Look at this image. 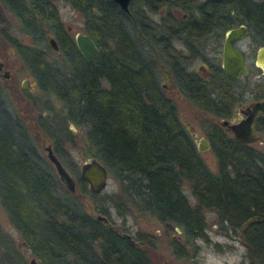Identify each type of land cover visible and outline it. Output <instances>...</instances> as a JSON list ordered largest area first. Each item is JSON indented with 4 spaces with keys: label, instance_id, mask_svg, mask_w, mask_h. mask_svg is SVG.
<instances>
[{
    "label": "trees",
    "instance_id": "16d2710c",
    "mask_svg": "<svg viewBox=\"0 0 264 264\" xmlns=\"http://www.w3.org/2000/svg\"><path fill=\"white\" fill-rule=\"evenodd\" d=\"M64 1L79 13L83 31L98 46L95 56L79 53L51 0H0V13L3 6L8 8L29 42L15 35L5 38L2 30L1 38L27 56L37 88L61 100L62 124L85 128L84 154L101 161L118 184L114 198L129 200L165 229L177 226L180 238H169L173 256L166 257L150 242L126 238L108 219L105 223L86 212L82 198L97 193L88 190L78 173L70 192L52 166L44 168L30 143L31 120L18 108L21 101L30 106L32 98L5 81L0 82V204L24 244L43 264H173L195 253V239L205 236L207 210L236 234L249 264H264V151L226 137L219 125L211 151L215 169H209L196 151L173 101L157 87L144 54L147 35L161 36L148 25L147 14L165 0H130L132 17L111 0ZM202 3L209 4L211 13L217 9L213 19L220 30L244 22L250 38L264 45V0ZM163 19L177 18L166 8ZM137 25L146 39L139 48ZM47 30L56 41L60 64L46 58L43 46H38L45 43ZM236 80L220 73L210 91L201 88L188 95L211 114L227 116L241 100ZM44 107L29 108L34 114ZM254 126L264 129V113L255 116ZM39 129L64 164L59 133Z\"/></svg>",
    "mask_w": 264,
    "mask_h": 264
},
{
    "label": "rangeland",
    "instance_id": "374dc122",
    "mask_svg": "<svg viewBox=\"0 0 264 264\" xmlns=\"http://www.w3.org/2000/svg\"><path fill=\"white\" fill-rule=\"evenodd\" d=\"M56 7L59 19L67 32L72 35L75 31H83L82 18L79 13L64 0H51ZM0 13V31L4 37L10 38L15 35L23 43H28V37L20 34V20L4 6ZM162 9V13H164ZM179 13V12H178ZM156 18V16H155ZM51 34L49 30L46 34ZM3 35V34H2ZM0 33V60L3 69L8 70V76L0 78V82H8L12 86H19L22 78L27 79L29 87L26 88L28 96L32 98L31 105L37 107L45 105L35 111L29 108L23 101L18 102L19 110L26 115L30 121L31 146L33 151L37 152L40 162L45 169H52L50 162L44 154L42 145L50 142L49 138H41L40 129L56 131L61 136V148L65 151L66 167L75 177L78 173V165L83 157L87 156L83 151L84 127L75 126L68 122L65 127L62 124L61 117L64 114L61 100L51 91L42 92L36 86L35 79L31 72L29 60L26 55L19 54V51L9 45L1 38ZM45 43L47 40L45 37ZM44 42L38 43V46L44 49L46 58L60 64L61 56L51 53ZM178 43H175L177 45ZM258 44L251 38H246L242 45L243 51L248 56L250 62L254 56L255 48ZM24 49L23 46L19 47ZM249 81L243 76L238 77L236 84L243 102L255 100L264 97V73L260 69L250 66ZM161 79V78H160ZM163 80H160L162 82ZM164 92L173 101L178 120L185 127L187 122L194 126L197 135H205L209 128L208 122H211V114L195 105V103L184 99L174 90L173 86L164 88ZM234 104V103H233ZM43 112L48 114V118L43 116ZM39 125V127H38ZM64 126V127H63ZM256 135L262 140L255 139L247 143L254 149L264 151V129L255 130ZM211 138L210 146L207 149L198 151L200 157L206 166L215 169V157L212 151L214 137ZM118 190V184L107 172V182L104 188L93 198H82L86 212L91 215L99 213L104 215L112 224L122 232L128 233L132 237H141L144 241L151 243V246L166 257H172V246L169 244L170 237H179V228L174 226L172 229H165L153 217L141 212L136 205L131 204L129 200L118 202L113 193ZM187 194V191H185ZM206 226L204 228V237L195 239L196 251L189 259L175 260L173 264H249L246 255V248L235 233L229 228H224L223 223H217L215 214L212 211H204ZM178 228V229H176ZM180 238V237H179ZM0 264H43L39 258L24 245L19 231L10 223L4 207L0 204Z\"/></svg>",
    "mask_w": 264,
    "mask_h": 264
},
{
    "label": "flooded vegetation",
    "instance_id": "af4514ba",
    "mask_svg": "<svg viewBox=\"0 0 264 264\" xmlns=\"http://www.w3.org/2000/svg\"><path fill=\"white\" fill-rule=\"evenodd\" d=\"M164 8H167V10H169V12H171V14L177 19H163L164 13H162V9ZM211 11L212 13L210 12L209 4L204 5L202 3V0H165L161 5L157 7L156 12H148V25L151 26L154 31H158L159 33H161V36L158 35L150 37V35H147V50L144 52V54L146 55L148 66L155 76L156 85L164 94L165 87L173 86L174 90L178 92L181 97L197 105V103L192 98H190L188 94H190V92H192L193 90H200L201 88L210 91L213 88V84L215 83L217 76L220 73L224 74L220 66L221 45L224 31L227 28L236 26L240 23L244 24L245 26L246 24L244 22L236 21L226 28L220 30L218 27V21L213 19V17H215V14L213 12H216L217 9L214 8V10ZM209 16H211L212 18H209ZM128 17H132V14ZM234 17H236V15H234ZM178 27L180 28V30H178L179 34L171 36L170 33L176 30V28L178 29ZM141 32L144 31L137 25L135 37L137 48H139L140 43L146 42V39ZM74 33L71 35L72 39ZM49 37H52L56 44L53 35L48 33L46 34L47 44L55 53V55H59L57 44L56 49H53L48 41ZM246 38H250L247 26L245 34L237 38L234 41V45L242 52L246 67L248 68V72L245 75L239 74L236 77H228L224 74L228 78H238L240 76L244 77L248 75L251 69L250 66L260 69L254 63L255 51L254 56L250 62L248 61V56L243 51L242 45L245 44ZM175 43L178 44L175 45ZM160 80L163 81L160 82ZM19 86L21 87L20 82ZM21 88L27 90L24 87ZM167 97L171 100L169 96ZM248 102L250 101L243 102L242 99L234 102V104L231 106V112L227 116H215L208 111L211 114L210 117L212 121L208 122L207 126L209 128V131L205 135H197L194 126L185 122V127H182L184 131L187 132L190 136L196 151H202L210 146V137H215L216 135V125H219V128H221L223 134L226 137L228 136L238 141L232 136L231 132L226 128L225 124L221 123V120L224 119L227 121V123L239 120L244 116V113L241 111V109ZM197 106L199 107V105ZM257 114H255L253 117L252 127L254 131L260 130L256 129L254 126V118ZM191 133H193V135H191ZM199 137L204 140V142H201V144L203 145L202 149H198L197 147Z\"/></svg>",
    "mask_w": 264,
    "mask_h": 264
},
{
    "label": "water",
    "instance_id": "95a60500",
    "mask_svg": "<svg viewBox=\"0 0 264 264\" xmlns=\"http://www.w3.org/2000/svg\"><path fill=\"white\" fill-rule=\"evenodd\" d=\"M118 8L128 16H131L129 10L130 0H111ZM246 32V26L244 24H238L227 28L224 31V36L221 45V58L220 66L224 74L228 77H236L239 74H247L248 68L245 64V59L242 52L234 45V41L243 36ZM73 39L76 47L83 56L91 57L98 53V47L92 38L84 32L76 31L73 35ZM49 43L53 49H56V44L52 37L48 38ZM254 63L260 68L261 72H264V46L258 45L255 49ZM8 76V70L2 69V62L0 61V78ZM21 87L28 88L29 84L24 77L20 81ZM244 116L239 120L227 123L226 120H221L222 124H225L226 128L231 132L232 136L242 143H250L255 139L261 141L262 139L256 135L252 124L253 117L257 113H264V98H259L248 102L241 109ZM45 118H48L46 112L42 113ZM193 135V133H191ZM201 142L204 140L198 138V149H202ZM45 157L50 162L53 171L61 183V185L68 191L73 192L75 188V178L72 176L69 169L60 161L57 155L54 153L51 143L47 142L42 145ZM78 175L85 180L86 186L89 191L93 193L100 192L107 182V170L104 164L93 156L87 155L82 158L78 165ZM96 219L107 223V218L99 213L93 215ZM178 229V228H176ZM126 238H129V234L123 232Z\"/></svg>",
    "mask_w": 264,
    "mask_h": 264
}]
</instances>
